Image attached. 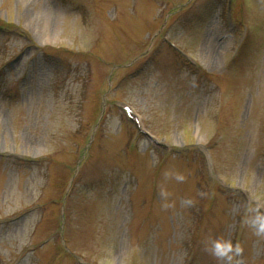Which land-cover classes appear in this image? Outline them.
I'll return each instance as SVG.
<instances>
[{
  "label": "rangeland",
  "instance_id": "1",
  "mask_svg": "<svg viewBox=\"0 0 264 264\" xmlns=\"http://www.w3.org/2000/svg\"><path fill=\"white\" fill-rule=\"evenodd\" d=\"M0 26V264H264V0Z\"/></svg>",
  "mask_w": 264,
  "mask_h": 264
},
{
  "label": "bare ground",
  "instance_id": "2",
  "mask_svg": "<svg viewBox=\"0 0 264 264\" xmlns=\"http://www.w3.org/2000/svg\"><path fill=\"white\" fill-rule=\"evenodd\" d=\"M26 1H30V2H32V1H37V0H26ZM42 7H43V10L45 11V13L47 14V15H45V17L47 18V20H49V21H51L50 19L51 18H55V15H53V14H51L50 12H49V9H48V6H46L45 4L43 5L42 4ZM45 18V19H46ZM51 22H53V21H51Z\"/></svg>",
  "mask_w": 264,
  "mask_h": 264
}]
</instances>
